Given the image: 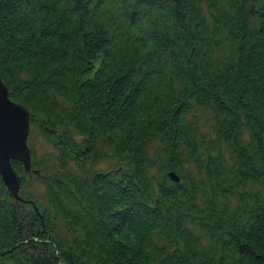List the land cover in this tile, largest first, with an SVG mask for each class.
<instances>
[{
  "label": "trees",
  "instance_id": "1",
  "mask_svg": "<svg viewBox=\"0 0 264 264\" xmlns=\"http://www.w3.org/2000/svg\"><path fill=\"white\" fill-rule=\"evenodd\" d=\"M0 79L56 151L0 264H264V0H0Z\"/></svg>",
  "mask_w": 264,
  "mask_h": 264
},
{
  "label": "water",
  "instance_id": "2",
  "mask_svg": "<svg viewBox=\"0 0 264 264\" xmlns=\"http://www.w3.org/2000/svg\"><path fill=\"white\" fill-rule=\"evenodd\" d=\"M29 130V111L9 98L8 88L0 79V177L10 196L18 201L24 200L19 194L21 178L13 168L12 161H20L27 172L31 169V154L27 142ZM168 177L174 182L180 181L174 171H169ZM28 202L38 212L35 203Z\"/></svg>",
  "mask_w": 264,
  "mask_h": 264
},
{
  "label": "rangeland",
  "instance_id": "3",
  "mask_svg": "<svg viewBox=\"0 0 264 264\" xmlns=\"http://www.w3.org/2000/svg\"><path fill=\"white\" fill-rule=\"evenodd\" d=\"M27 142L29 145H32L34 147L36 155L48 154L50 155L51 159L56 156V151L53 146L46 139H44L35 129L29 130ZM112 166H114V161L103 160L98 162L94 168L99 171H106ZM27 178L28 184L26 185L24 192L33 193L36 196L38 202H43L44 183L42 180V175H33L31 173H27Z\"/></svg>",
  "mask_w": 264,
  "mask_h": 264
}]
</instances>
